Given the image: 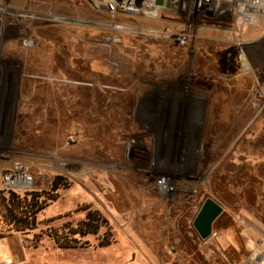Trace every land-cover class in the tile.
<instances>
[{"label":"rangeland","instance_id":"rangeland-1","mask_svg":"<svg viewBox=\"0 0 264 264\" xmlns=\"http://www.w3.org/2000/svg\"><path fill=\"white\" fill-rule=\"evenodd\" d=\"M36 34L24 46L0 32V173L23 164L34 174L29 192L57 199L33 231L0 222V264L34 246L49 252L50 228L75 226L86 207L108 221L113 242L96 247L105 228L86 237L87 248L70 251L75 264L152 255L157 264H264V23L243 27L251 70L234 75L218 70L216 53L233 43L215 40L226 36L216 29L198 30L191 57L146 39L103 45L79 27ZM162 173L176 177L170 196L155 187ZM56 176L66 185L52 192ZM206 198L223 211L202 241L192 222Z\"/></svg>","mask_w":264,"mask_h":264},{"label":"built area","instance_id":"built-area-1","mask_svg":"<svg viewBox=\"0 0 264 264\" xmlns=\"http://www.w3.org/2000/svg\"><path fill=\"white\" fill-rule=\"evenodd\" d=\"M54 1L51 8L45 9L47 2L42 0H0V32L30 46L40 28L79 27L97 32L103 45L142 38L185 48V55L191 57L197 52L199 29L221 28L226 36L220 41L238 47L239 72L246 73L251 69L241 47L242 29L264 17V0H61L64 11L56 9ZM137 19L159 20L173 27L149 28L137 23ZM259 109H264V102ZM33 186L34 174L23 164L0 173L3 190L22 192ZM155 187L170 196L176 189V177L162 173L155 179ZM0 246L4 248L3 241ZM2 264H12V260Z\"/></svg>","mask_w":264,"mask_h":264},{"label":"trees","instance_id":"trees-1","mask_svg":"<svg viewBox=\"0 0 264 264\" xmlns=\"http://www.w3.org/2000/svg\"><path fill=\"white\" fill-rule=\"evenodd\" d=\"M238 50L237 46L231 45L216 53L217 67L221 74L234 75L240 70ZM139 156L141 161L147 157L146 154L141 152H139ZM65 185L66 180L61 176H56L51 183V191L55 192ZM29 191L0 192V222L7 229L15 232L35 230L37 215L57 199V194ZM83 211L85 212L84 219L80 220L75 226L63 224L56 229L50 228L47 237L53 241L57 248L65 250L87 248L89 243L84 239L89 236H97L102 228L106 230L102 236L97 238L96 247L105 248L112 244L111 229L104 216L98 210H92L89 207H86Z\"/></svg>","mask_w":264,"mask_h":264},{"label":"crops","instance_id":"crops-1","mask_svg":"<svg viewBox=\"0 0 264 264\" xmlns=\"http://www.w3.org/2000/svg\"><path fill=\"white\" fill-rule=\"evenodd\" d=\"M259 21L261 23H264V17H259L257 23ZM216 30L221 31V32H224V30L221 29V28L216 29ZM130 39L144 40L142 38H130ZM221 39L222 38L215 39V40H218L219 41ZM146 40H149V39H146ZM149 41L152 42V43H157V42H154V41H151V40H149ZM241 41H242L243 45L251 44L252 43L251 40H246L245 41L243 39V29H242V34H241ZM166 45H169V44H166ZM177 49H179V48H177ZM244 54H245V56H247V53L245 51H244ZM250 65L251 64L249 62V66ZM251 68H252V66H251ZM247 73H249V72H246L244 74H247ZM263 236H264V232H263ZM252 240H251V243H252ZM254 240H257V239L254 238ZM260 242L262 243L261 244V248L264 249V237L262 238V240ZM49 244L52 247L49 252H47V251H41V247L40 246L39 247L34 246V247H31V250H28L27 249V252H25V257L21 258L18 262H16V261L13 260L12 261V264H75L74 263V259L72 257L73 252H70V251H74V250L59 249V248L56 247V245L53 243L52 240H51V242H48V245ZM122 257L123 258L121 260H123V261H121L120 264H139L137 261H129V262L126 261L125 262L124 261V256H122ZM7 259H10V258H6V260ZM144 260L146 261V263H143V264H157L156 263V260L157 259L155 258L154 255H152V257H148V258L144 257Z\"/></svg>","mask_w":264,"mask_h":264},{"label":"water","instance_id":"water-1","mask_svg":"<svg viewBox=\"0 0 264 264\" xmlns=\"http://www.w3.org/2000/svg\"><path fill=\"white\" fill-rule=\"evenodd\" d=\"M157 2L161 3L162 0H157ZM222 211V206L216 201L211 198L204 199L192 222V227L200 240L205 241L211 236L213 223ZM261 260L262 258L259 256L255 257L254 261H246L244 264H259Z\"/></svg>","mask_w":264,"mask_h":264},{"label":"bare ground","instance_id":"bare-ground-1","mask_svg":"<svg viewBox=\"0 0 264 264\" xmlns=\"http://www.w3.org/2000/svg\"><path fill=\"white\" fill-rule=\"evenodd\" d=\"M243 68H244V70L247 69L245 63H244V67ZM259 264H263V263H259Z\"/></svg>","mask_w":264,"mask_h":264},{"label":"flooded vegetation","instance_id":"flooded-vegetation-1","mask_svg":"<svg viewBox=\"0 0 264 264\" xmlns=\"http://www.w3.org/2000/svg\"><path fill=\"white\" fill-rule=\"evenodd\" d=\"M9 37V36H8ZM8 37L6 36L5 38L8 39Z\"/></svg>","mask_w":264,"mask_h":264}]
</instances>
